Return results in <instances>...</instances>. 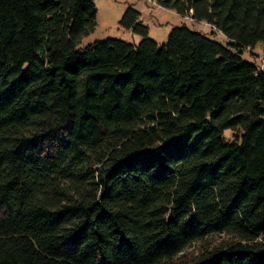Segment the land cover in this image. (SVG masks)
<instances>
[{
	"label": "trees",
	"instance_id": "obj_1",
	"mask_svg": "<svg viewBox=\"0 0 264 264\" xmlns=\"http://www.w3.org/2000/svg\"><path fill=\"white\" fill-rule=\"evenodd\" d=\"M154 1L0 0V264H264V0Z\"/></svg>",
	"mask_w": 264,
	"mask_h": 264
},
{
	"label": "rangeland",
	"instance_id": "obj_2",
	"mask_svg": "<svg viewBox=\"0 0 264 264\" xmlns=\"http://www.w3.org/2000/svg\"><path fill=\"white\" fill-rule=\"evenodd\" d=\"M95 3L98 8V25L83 39L81 46L109 37L140 43L143 36L122 27L119 22L129 6L136 7L141 12V21L149 27L150 37L159 44L168 40L169 33L174 27L183 24L201 33H207L225 44L228 43L226 35L216 30L210 23L197 21L189 16L185 17L173 9L158 5L154 0H95ZM243 55L246 59L264 67V46L261 44L257 48L244 51Z\"/></svg>",
	"mask_w": 264,
	"mask_h": 264
}]
</instances>
